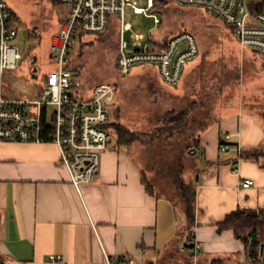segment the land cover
<instances>
[{
  "label": "crops",
  "instance_id": "0c3cea01",
  "mask_svg": "<svg viewBox=\"0 0 264 264\" xmlns=\"http://www.w3.org/2000/svg\"><path fill=\"white\" fill-rule=\"evenodd\" d=\"M112 20L120 30V21ZM167 40L151 43L163 46ZM186 75L185 69L178 85ZM248 90L247 111L237 103L226 108L193 143L204 157L190 154L200 161L189 177L195 193L192 228L183 201L165 197L161 187L149 192L131 146L113 143L111 134L99 173L82 195L57 145L0 141V260L59 264L50 256H60L63 264H107L108 258L152 264L178 257L179 264H250L244 242L219 227L238 211L264 214V73L257 90ZM225 135L227 152L221 151ZM245 180L254 185L245 186ZM191 231L201 244L196 256L186 250Z\"/></svg>",
  "mask_w": 264,
  "mask_h": 264
},
{
  "label": "rangeland",
  "instance_id": "374dc122",
  "mask_svg": "<svg viewBox=\"0 0 264 264\" xmlns=\"http://www.w3.org/2000/svg\"><path fill=\"white\" fill-rule=\"evenodd\" d=\"M5 1L14 13L18 30L12 46L22 59L15 70L4 72L2 81L0 76V89L8 98L36 100L46 76L56 69L51 42L68 16L70 5L53 0ZM134 1L146 11L136 14L132 7L126 9L124 22L132 26L124 35L129 45L127 53L134 50L132 35L137 32L143 35L144 46L151 49H162L151 41L162 42L181 32L197 37L201 52L186 65L184 82L166 86L156 69L147 66L135 67L129 77H122L117 66L120 30L113 20L104 35L88 34L78 39L72 68L88 89L99 84L114 85L115 99L109 106L113 143H119L120 128L138 136L130 148L143 166L147 184L154 191L159 190L156 186L161 187L165 197L182 202L178 186L191 188L189 177L200 165L198 157L190 155L189 146L200 129H207L226 108L237 103L247 111L251 103L248 89L255 85L257 90L264 58L261 54L249 55L251 51L243 48L232 30L212 13L181 8L173 2L161 1L149 8L148 0ZM33 56L38 58L35 69L31 66ZM253 99L256 103L257 97ZM177 259L152 264H179Z\"/></svg>",
  "mask_w": 264,
  "mask_h": 264
},
{
  "label": "built area",
  "instance_id": "2783aa9c",
  "mask_svg": "<svg viewBox=\"0 0 264 264\" xmlns=\"http://www.w3.org/2000/svg\"><path fill=\"white\" fill-rule=\"evenodd\" d=\"M69 4L70 10L52 38L51 57L56 69L45 78V86L36 100L13 99L0 92V141L19 143H53L60 150L63 165L69 170L71 183L82 195V188L91 184L100 170L101 156L108 151L111 123L110 104L115 99L113 84H99L87 88L72 68L74 45L81 36L102 35L108 31L112 19L120 21V52L117 66L122 77H129L135 67H152L161 81L169 87L177 86L183 78L186 65L197 58L201 46L190 32H181L166 42L162 49L144 46V37L134 33V51L124 35L132 28L124 22L126 9L136 14L145 13L134 0H53ZM161 1L173 2L181 8L204 10L217 16L232 30L240 45L259 52L264 57V14L256 11L261 0H148L153 8ZM16 18L5 0H0V75L15 70L22 59L12 42L18 36ZM160 23V20H156ZM229 135H225L221 151L227 152ZM195 154L203 158L201 149ZM245 186L254 182L245 180ZM201 244L195 233H189L186 250L196 256ZM52 263L63 264L62 257L50 256ZM0 264L3 261L0 260ZM107 264H136L134 260L107 259ZM196 264V263H191Z\"/></svg>",
  "mask_w": 264,
  "mask_h": 264
},
{
  "label": "trees",
  "instance_id": "16d2710c",
  "mask_svg": "<svg viewBox=\"0 0 264 264\" xmlns=\"http://www.w3.org/2000/svg\"><path fill=\"white\" fill-rule=\"evenodd\" d=\"M157 5L154 6V8ZM256 11L264 14V0L257 5ZM166 47V43L162 48ZM114 123H110L106 128L109 130ZM203 129L202 131H204ZM119 145H127L135 143L139 140V137L135 134L127 132L125 129H118ZM194 146H189L188 151L190 154L195 153ZM264 155V150H261ZM256 158L259 155L253 154ZM172 168V167H171ZM178 181V180H176ZM182 184V183H181ZM147 190L153 192V188L147 185ZM182 201L185 206V212L189 221V226L192 228L195 224L196 211H195V193L191 188L178 186ZM220 230H232L237 239L244 242L247 246L249 261L253 264L264 263V214L255 212L252 210L238 211L232 215H229L226 220L220 224Z\"/></svg>",
  "mask_w": 264,
  "mask_h": 264
},
{
  "label": "flooded vegetation",
  "instance_id": "af4514ba",
  "mask_svg": "<svg viewBox=\"0 0 264 264\" xmlns=\"http://www.w3.org/2000/svg\"><path fill=\"white\" fill-rule=\"evenodd\" d=\"M37 62H38V58L33 56L32 60H31L32 69H35V66H36Z\"/></svg>",
  "mask_w": 264,
  "mask_h": 264
},
{
  "label": "water",
  "instance_id": "95a60500",
  "mask_svg": "<svg viewBox=\"0 0 264 264\" xmlns=\"http://www.w3.org/2000/svg\"><path fill=\"white\" fill-rule=\"evenodd\" d=\"M36 71H37V70H34V73H36ZM34 78H36V77H34Z\"/></svg>",
  "mask_w": 264,
  "mask_h": 264
}]
</instances>
